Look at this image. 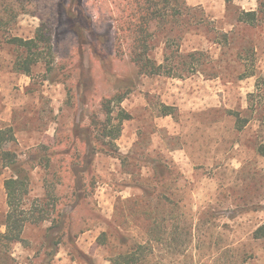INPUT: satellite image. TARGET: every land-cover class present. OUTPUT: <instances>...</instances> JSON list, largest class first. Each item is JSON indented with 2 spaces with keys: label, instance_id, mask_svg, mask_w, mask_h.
Instances as JSON below:
<instances>
[{
  "label": "rangeland",
  "instance_id": "obj_1",
  "mask_svg": "<svg viewBox=\"0 0 264 264\" xmlns=\"http://www.w3.org/2000/svg\"><path fill=\"white\" fill-rule=\"evenodd\" d=\"M186 3L181 28L157 25L150 49L163 63L170 45L186 62L185 77L171 78L140 76L128 55L118 57L125 0H0V130H13L6 148L31 176L27 207L45 218L27 225L23 243L0 239V264H112L138 244L154 249L157 264H264V241L254 238L264 225V19L239 22L256 0ZM42 29L53 57L40 51L27 75L19 69L27 50L11 40ZM121 81L131 91L114 116L122 108L130 118L114 151L86 164L82 186L66 167L88 160V126L107 118L103 103ZM233 112L250 118L244 130ZM13 175L0 159L2 233ZM63 217L71 225L52 257L46 245Z\"/></svg>",
  "mask_w": 264,
  "mask_h": 264
},
{
  "label": "trees",
  "instance_id": "obj_2",
  "mask_svg": "<svg viewBox=\"0 0 264 264\" xmlns=\"http://www.w3.org/2000/svg\"><path fill=\"white\" fill-rule=\"evenodd\" d=\"M232 1L227 0L229 4ZM256 1L258 3V9L254 11H242L239 16L240 23L255 26L261 19H264V0ZM160 5L164 6L165 11L160 8ZM187 10H189V7L187 6L186 0H125L123 15L118 21L120 24L116 32L115 49L118 57L123 58L128 55L140 76L184 78L185 72L187 71L185 65L187 66V64H185L186 62L184 64L176 62L177 52L170 49V45L169 50L167 49L165 53L163 63H159L150 56V49L153 46L155 36L159 33L157 25L163 23L165 28L169 27L167 29L169 34L174 33L181 28L180 25ZM164 30L163 32H166ZM11 41V43L17 45L19 48L27 50V58L19 64V69L27 75L31 74L33 65L41 61L40 51H45L48 57H53L52 39L48 31L44 29L40 30L34 39L24 40L14 38ZM198 55H200V52H193L188 55V58L196 62L195 59ZM190 66L192 67L194 65ZM47 67L49 71H52L51 61L47 62ZM254 75V72H252L247 77ZM260 85L259 83V94H262L264 92V86L261 88ZM130 89L131 86L129 84L121 81L118 84L115 95L103 103V109L107 118L104 121L92 120L91 125L88 126L89 128L87 130L93 138L88 160L86 161L78 156L76 159L77 162H72L70 166L66 167L78 181L80 180L79 184L82 186H84L83 180L79 178V175L84 177L86 174V164L88 166L92 165L96 154L105 148L114 151L113 147L115 145L112 142L118 140L122 132L123 123L129 120L130 115L121 108L117 116H114L115 109L113 108V104L121 105L130 94ZM254 97L255 94L250 95L251 99ZM253 105L254 103L250 107L251 111L254 109ZM173 111V108L163 106V114L165 116L174 115ZM233 115L236 117L237 128L240 131L244 130L251 121L250 118L242 117L238 112H233ZM115 122L117 123L115 124ZM14 141L15 135L12 129L0 130V159L14 174L5 181L8 211L4 223L6 230L4 233L0 232V239L6 246L23 243L24 231L28 224L45 221V218L40 219V216L36 218L32 210L27 207L26 198L30 193L31 176L20 161L18 155L14 151L6 148ZM258 152L264 157V145L259 147ZM81 169L85 171L81 172ZM61 219L63 220L64 217ZM63 221L64 224H62V229L59 231V234L52 239L50 238V241L46 245L48 255L52 257L56 256L58 248L64 244V234L71 225L69 218H65ZM105 236L103 234L100 238L103 243H105ZM254 238L257 241H264V225L258 228L254 234ZM154 257V249L149 244H138L134 248H131V250L113 257L111 263L157 264L154 262Z\"/></svg>",
  "mask_w": 264,
  "mask_h": 264
}]
</instances>
